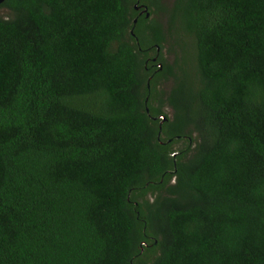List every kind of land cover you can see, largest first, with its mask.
<instances>
[{
	"label": "trees",
	"instance_id": "1",
	"mask_svg": "<svg viewBox=\"0 0 264 264\" xmlns=\"http://www.w3.org/2000/svg\"><path fill=\"white\" fill-rule=\"evenodd\" d=\"M0 264H264V0H6Z\"/></svg>",
	"mask_w": 264,
	"mask_h": 264
},
{
	"label": "flooded vegetation",
	"instance_id": "2",
	"mask_svg": "<svg viewBox=\"0 0 264 264\" xmlns=\"http://www.w3.org/2000/svg\"><path fill=\"white\" fill-rule=\"evenodd\" d=\"M135 10L137 11V13L140 15V16H144L146 18L150 17L151 16V13L148 11V5L147 4H144V3H137L135 5Z\"/></svg>",
	"mask_w": 264,
	"mask_h": 264
},
{
	"label": "rangeland",
	"instance_id": "3",
	"mask_svg": "<svg viewBox=\"0 0 264 264\" xmlns=\"http://www.w3.org/2000/svg\"><path fill=\"white\" fill-rule=\"evenodd\" d=\"M162 1H163V3H165V4H170V3L172 2V0H162ZM152 17H157L158 19L163 20L162 12H159L158 10H157V14H153ZM166 110H167V112H169V113L171 112L170 108H166Z\"/></svg>",
	"mask_w": 264,
	"mask_h": 264
},
{
	"label": "water",
	"instance_id": "4",
	"mask_svg": "<svg viewBox=\"0 0 264 264\" xmlns=\"http://www.w3.org/2000/svg\"><path fill=\"white\" fill-rule=\"evenodd\" d=\"M6 0H0V6L5 2ZM135 22H137V19L135 20ZM158 50H159V48H158ZM164 119H166L165 117H164Z\"/></svg>",
	"mask_w": 264,
	"mask_h": 264
}]
</instances>
